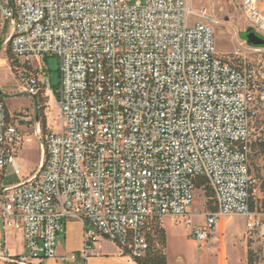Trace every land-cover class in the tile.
Segmentation results:
<instances>
[{"label":"built area","instance_id":"2783aa9c","mask_svg":"<svg viewBox=\"0 0 264 264\" xmlns=\"http://www.w3.org/2000/svg\"><path fill=\"white\" fill-rule=\"evenodd\" d=\"M241 5L264 39V0ZM0 25L21 93L53 95L59 111L57 131L33 129L37 171L6 188L31 138L0 99L1 229L23 239L14 255L0 241L1 262L86 264L105 244L134 260L149 221L164 217L186 218L197 247L230 216L264 239V183L250 176L253 148L264 149V47L242 41L232 60L220 58L212 25L192 21L188 0H0ZM47 57L58 59L55 92ZM199 179L211 212H191ZM69 221L82 225V248L57 255Z\"/></svg>","mask_w":264,"mask_h":264},{"label":"rangeland","instance_id":"374dc122","mask_svg":"<svg viewBox=\"0 0 264 264\" xmlns=\"http://www.w3.org/2000/svg\"><path fill=\"white\" fill-rule=\"evenodd\" d=\"M193 22L209 21L214 30L215 52L224 60H232V53L239 48L243 36L251 28L241 5V0H188ZM203 11L205 18L197 14ZM8 25H0V99L11 112L16 124L24 135L31 138L16 155L22 175L16 177L8 168L2 184L4 187L18 185L30 177L40 166L42 142L33 134L36 124L41 135L57 131L59 111L53 95H39L31 98L21 93L15 74L16 63L11 56L6 38ZM50 89L55 92L59 85L58 59L47 57ZM250 176L257 184L264 183V155L252 154L250 157ZM208 190L197 188L191 212H211L214 208L213 196L208 197ZM198 221H202L200 218ZM166 236L165 255L168 264H246L247 252L253 253L254 264H264V240L248 232L245 219L239 216L222 218L216 231L209 239L197 247L186 225V218L175 220L164 217L159 221ZM6 233V246L10 252H19L20 239ZM0 233L2 234L1 221Z\"/></svg>","mask_w":264,"mask_h":264},{"label":"crops","instance_id":"0c3cea01","mask_svg":"<svg viewBox=\"0 0 264 264\" xmlns=\"http://www.w3.org/2000/svg\"><path fill=\"white\" fill-rule=\"evenodd\" d=\"M6 114L8 118H13L11 112H9L7 107H6ZM20 131L22 130L20 129ZM6 233L4 231H2V234L0 233V241L4 242L5 248L9 251V249L6 246V240H5ZM9 233L12 237L15 238L16 236H18V238L20 239L19 252L9 251V253L13 255L21 254L23 252L22 234L20 232H13V231H10ZM82 235H83V228L79 222L76 221L67 222L64 225L61 234L57 238L56 254L64 255V254L79 252L82 248ZM0 264H5V263L0 261ZM44 264H60V263H58L54 259H48L44 262ZM86 264H137V263L134 262V260H132L128 256L121 255L119 251L111 244H105L102 256L91 258L86 261Z\"/></svg>","mask_w":264,"mask_h":264},{"label":"trees","instance_id":"16d2710c","mask_svg":"<svg viewBox=\"0 0 264 264\" xmlns=\"http://www.w3.org/2000/svg\"><path fill=\"white\" fill-rule=\"evenodd\" d=\"M253 153L264 155V149L262 147L253 148ZM202 186L203 189L208 190V197L210 195L213 196V193L211 189L206 185V182L202 179L197 180L196 187L200 188ZM214 209L215 207L212 209V211ZM144 235L147 242V250L142 257L134 259V262H136L137 264H167V259L164 252L166 248V236L163 228L159 227V220L149 221L148 225L146 226ZM254 262L255 261L253 258V253L251 251H248L246 264H254Z\"/></svg>","mask_w":264,"mask_h":264},{"label":"water","instance_id":"95a60500","mask_svg":"<svg viewBox=\"0 0 264 264\" xmlns=\"http://www.w3.org/2000/svg\"><path fill=\"white\" fill-rule=\"evenodd\" d=\"M244 42L252 47H264V39L258 36L252 28H249L243 36Z\"/></svg>","mask_w":264,"mask_h":264}]
</instances>
